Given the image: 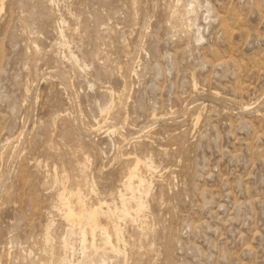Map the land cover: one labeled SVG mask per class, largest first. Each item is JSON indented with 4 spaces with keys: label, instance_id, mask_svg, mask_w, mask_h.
<instances>
[{
    "label": "rangeland",
    "instance_id": "1",
    "mask_svg": "<svg viewBox=\"0 0 264 264\" xmlns=\"http://www.w3.org/2000/svg\"><path fill=\"white\" fill-rule=\"evenodd\" d=\"M0 264H264V0H0Z\"/></svg>",
    "mask_w": 264,
    "mask_h": 264
},
{
    "label": "bare ground",
    "instance_id": "2",
    "mask_svg": "<svg viewBox=\"0 0 264 264\" xmlns=\"http://www.w3.org/2000/svg\"><path fill=\"white\" fill-rule=\"evenodd\" d=\"M128 155H129V154H128ZM132 158H133V157H132ZM136 158H137V157H136ZM129 160H130V159H129ZM141 160H142V159H141ZM130 161H131V160H130ZM139 161H140V160H139ZM131 162H132V161H131ZM149 162H150V161H149ZM137 164H138V162H137ZM131 165H133V164H131ZM140 165H141V164H140ZM142 166H143V165H142ZM138 167H139V165H138ZM138 167H137V168H138ZM150 167H151V166H150ZM130 168L132 169V167H130ZM141 168H142V167H141ZM143 168H144V167H143ZM143 168H142V169H143ZM142 169H141V170H142ZM133 170H134V169H133ZM133 170H130V169H129V172H131V171H133ZM127 172H128V171H127ZM133 173H134V172H133ZM140 173H141V171H140ZM140 173H139V174H140ZM126 174H127V173H126ZM139 174H135V177H136V175L138 176ZM140 176H141V175H140ZM127 177H128V175H127ZM132 177L135 178L134 176H132ZM135 179H136V178H135ZM143 179H144V178H143ZM129 180H130V179H129ZM132 181H134V180H132ZM136 181H137V180H136ZM136 181H135V182H136ZM162 181H163V180H162ZM132 183H133V182H132ZM139 183H140V182H139ZM141 183H143V182H141ZM138 185H139V184L137 183V186H138ZM130 186H131V185H130ZM131 187H132V186H131ZM131 187H130V188H131ZM134 188H135V187H134ZM134 188H133V189H134ZM136 189H138V188H136ZM139 189H140V188H139ZM131 190H132V188H131ZM140 190H141V189H140ZM73 195H74V194H73ZM75 195H76V194H75ZM77 195H78V194H77ZM122 196H123V194H122ZM73 197H74V196H73ZM77 197H78V196H77ZM82 197H83V194H82ZM120 198H122V197H120ZM73 199H74V198H73ZM123 199H124V197H123ZM123 201H124V200H123ZM73 203H74V202H73ZM101 203H102V202H101ZM103 203H104V202H103ZM104 204H105V203H104ZM123 204H125V202H124ZM123 204H122V205H123ZM76 205H77V204H76ZM76 205H75V206H76ZM102 205H103V204H102ZM105 205H106V204H105ZM68 206H69V205H68ZM78 206H79V205H78ZM93 207H94V205H93ZM96 207H98L97 204H96ZM96 207H95V208H96ZM109 207H110V206H109ZM79 209H80V208H79ZM101 209H102V208H101ZM70 210H71V208H69L68 211H70ZM102 210H103V209H102ZM72 211H73V210H71V212H72ZM71 212L66 213V214L69 215V216H67L68 218L70 217V213H71ZM106 212H107V211H106ZM108 212H109V210H108ZM108 212H107V213H108ZM74 213H75V211H74ZM98 213H99V212H97L96 210H95L94 213H92V214H94V215H93V216H94L93 219H95V224H96V225H100V228H101V226H103V228H104V226H105V228H104L105 230H104V229H103V230L105 231L104 234L106 233L105 235H107V237H108V239H109L108 243L111 242V243L114 245V244H115V238H116V221H117L116 219H118V218L115 219V217L113 216V214H111L110 212H109L110 214L108 213L109 215H105V216L100 215V214H98ZM112 213H113V212H112ZM66 214H65V215H66ZM77 214H78V213H77ZM79 214H81V213H79ZM71 215H72L71 217H73V220L75 221L74 223H77V227H78L79 225H81V224L83 225V223H81L80 220H79L78 218H76V217H78L79 215H77L76 217L74 216L73 213H71ZM115 216H116V214H115ZM71 217H70V218H71ZM83 217H84V216H82V218H83ZM68 218H67V219H68ZM82 218H81V219H82ZM91 218H92V217H91ZM71 219H72V218H71ZM84 219H85V218H84ZM82 220H83V219H82ZM90 220H91V219H90ZM74 223H73V225H75ZM93 223H94V222H93ZM93 223H92V224H93ZM84 224H85V223H84ZM89 224H90V223H89ZM117 225H118V224H117ZM74 227H75V226H74ZM97 227H98V226H97ZM97 227H96V228H97ZM75 228H76V227H75ZM75 228H74V229H75ZM86 228H87V227H86ZM77 229L79 230V232H80V234L82 235V238H83L84 240H88L89 238H91L90 235H89V233H88L87 230L85 229V225L80 226V227L77 228ZM77 229H75V230L77 231ZM90 229H91V228H89L88 230L90 231ZM117 229H118V228H117ZM91 230H92V229H91ZM96 230H97V229H96ZM96 230H95V231H96ZM98 230H100V229H98ZM95 231H93V232L91 231V232H92V233H95ZM100 231H102V230H100ZM77 233H78V232H77ZM78 234H79V233H78ZM104 234H103V236H104ZM119 234H120V233H119ZM91 236H92V235H91ZM117 236H119V235L117 234ZM93 237H94V236H93ZM94 238H95V237H94ZM91 239H93V238H91ZM90 241H91V243H92L93 240H90ZM90 241H89V242H90ZM106 241H107V239H106ZM106 241H105V242H106ZM116 241H118V240H116ZM86 242H87V241H85L84 243H86ZM81 243H82V242H81ZM108 243H106V244H108ZM93 244H94V242H93ZM112 244H111V246H112ZM117 244H118V243H117ZM64 245H65V244H64ZM83 246H84V244H83ZM108 246H109V245H108ZM109 247H110V246H109ZM83 248H86V247H83ZM81 249H82V248H81ZM117 249H118V248H117ZM112 250H113V249H112ZM83 251H84V249L82 250V252H83Z\"/></svg>",
    "mask_w": 264,
    "mask_h": 264
}]
</instances>
